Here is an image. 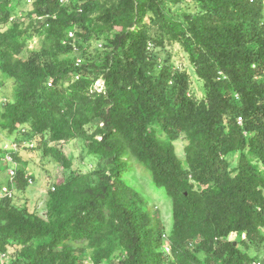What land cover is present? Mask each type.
Segmentation results:
<instances>
[{"label":"trees","instance_id":"trees-1","mask_svg":"<svg viewBox=\"0 0 264 264\" xmlns=\"http://www.w3.org/2000/svg\"><path fill=\"white\" fill-rule=\"evenodd\" d=\"M23 4L31 8L18 17ZM35 38L39 49L30 48ZM173 45L202 82L203 97L186 70L163 60L159 50ZM0 88L3 147L8 140L31 152L41 145L65 172L39 216L14 203L17 191L34 185L19 164L14 197L0 198L6 264L262 258V1L0 0ZM77 142L92 163L87 173L63 151L62 144ZM137 169L170 201L169 229L139 186ZM8 178L0 185L11 187ZM235 234L244 236L241 243L231 240Z\"/></svg>","mask_w":264,"mask_h":264},{"label":"rangeland","instance_id":"rangeland-1","mask_svg":"<svg viewBox=\"0 0 264 264\" xmlns=\"http://www.w3.org/2000/svg\"><path fill=\"white\" fill-rule=\"evenodd\" d=\"M28 8H31L25 4L21 5L18 9L17 16L20 17L21 10L28 11ZM19 14V15H18ZM31 49H39L41 47V38H35L30 41ZM163 60L167 59L174 63L180 69L186 70L190 75L191 83L193 88L198 92L199 97L204 96L203 84L195 75L191 66L186 64L185 58L182 55L179 46L173 45L167 48L166 51L159 50ZM171 55V57H168ZM96 89L102 91L105 88V82L99 81L96 86ZM12 90V83H7L5 91L7 94H10ZM17 146L20 145L21 149H25L26 145L23 143L16 142ZM63 151L65 154L70 153L71 151L74 154V162L75 169L82 172L87 173L92 169V163L90 159H82L83 154V144L80 142L77 143H65L62 144ZM177 153L181 157L184 155V147L185 143L180 141L176 143ZM36 148V147H35ZM13 149L10 148L9 152L12 153ZM16 162L22 165L23 170H27L29 175L33 176L34 185L29 186L26 192L16 193V198L14 199L15 205L19 207H27L28 210L32 213H37L39 216L45 215V201L47 192L56 185L57 180H62L64 178L65 172L63 168L54 162V160L50 156H46L44 154L43 148L39 145L34 151H29L28 149L21 154L16 155ZM8 162L5 157L0 158V168L8 166ZM20 165V166H21ZM235 165V159H231V168ZM7 175L4 173H0V182L5 179ZM137 178L139 180V186L141 187L144 194L150 198L151 206H153L157 211L160 212L162 221L164 225L169 229L172 225V207L170 205V201L166 198L162 191H159L163 196L158 193L155 189H153L149 183L148 175L142 170L137 169ZM244 239L242 235H233L231 240H234L238 243ZM242 246V245H241ZM0 264L3 262L0 260Z\"/></svg>","mask_w":264,"mask_h":264},{"label":"built area","instance_id":"built-area-1","mask_svg":"<svg viewBox=\"0 0 264 264\" xmlns=\"http://www.w3.org/2000/svg\"><path fill=\"white\" fill-rule=\"evenodd\" d=\"M28 1L30 2L31 0H28ZM159 1H163V0H159ZM258 1H262L263 5H264V0H250L251 3H256ZM60 3L62 5H67V4H69V0H60ZM40 20H42V17L40 18ZM70 38H73V39L75 38L73 32L70 34ZM80 62H81V60H79V63ZM48 85H49V87H52V82H50ZM0 91H1V88H0ZM240 124H242V119H240ZM1 138H2V135L0 133V139ZM15 144H16V142H10L9 141L4 145V150H5L4 157L10 166L7 173L9 176L11 187L8 186L7 184L6 185H0V198H13L14 197L15 180L17 179V167H18V164L15 160L14 154H16L18 152V149L20 147V145L17 146ZM28 146H29V148H34L35 143H30ZM10 148L13 149L12 153L9 152ZM26 178L28 179L30 184H33L34 180L30 176H27ZM166 251L167 252L170 251L169 247H166ZM0 260L3 262V264L7 263V258L5 255H0ZM88 264H93V263L91 261H88ZM250 264H264V252H263V256L260 260L254 261Z\"/></svg>","mask_w":264,"mask_h":264},{"label":"clouds","instance_id":"clouds-1","mask_svg":"<svg viewBox=\"0 0 264 264\" xmlns=\"http://www.w3.org/2000/svg\"><path fill=\"white\" fill-rule=\"evenodd\" d=\"M7 142H9V140H8V141H5V142H4V145H5ZM0 144H1L2 147H3V136H2V138L0 139ZM26 148H27V147H26ZM27 149H28V148H27ZM3 150H4V147H3ZM22 150H23V149H22ZM4 152H5V150H4ZM18 154H19V153H18ZM18 154H17V155H18ZM14 155H15V160H16V154H14ZM17 164H18V167H17V176H18V171H19V167H20V166H19V163H17ZM5 167H8V169H9L10 166L8 165V166H5ZM8 169H7V172H8ZM6 175H7V177H9V176H8V173H7ZM30 177H31V176H30ZM31 178H32V177H31ZM32 179H33V178H32ZM8 180H9V178H8ZM4 185H6V184H4ZM165 236H166V237H165ZM164 239L166 240L165 252H166V253H170V251H169V252L166 251V247H169V246H168V245H169V240H168V237H167V234H166V233L164 234ZM169 250H170V248H169Z\"/></svg>","mask_w":264,"mask_h":264}]
</instances>
